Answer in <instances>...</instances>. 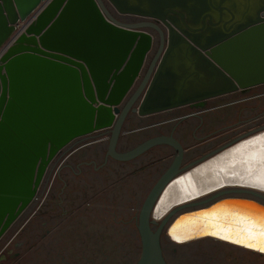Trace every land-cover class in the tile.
<instances>
[{"label": "water", "instance_id": "95a60500", "mask_svg": "<svg viewBox=\"0 0 264 264\" xmlns=\"http://www.w3.org/2000/svg\"><path fill=\"white\" fill-rule=\"evenodd\" d=\"M107 4L157 22H124ZM262 84L264 0H0V238L35 199L54 157L76 140L106 131L109 153L118 160L158 142L177 149L139 211L142 253L136 264H167L163 227L176 243L210 237L264 255L205 234L210 220L235 228L236 214L264 218V191L249 186L200 192L172 205L159 227H151L166 189L225 149L173 179L184 151L174 136L116 150L130 112L148 116L185 105L203 110L212 98ZM181 226L187 239L171 238Z\"/></svg>", "mask_w": 264, "mask_h": 264}, {"label": "rangeland", "instance_id": "374dc122", "mask_svg": "<svg viewBox=\"0 0 264 264\" xmlns=\"http://www.w3.org/2000/svg\"><path fill=\"white\" fill-rule=\"evenodd\" d=\"M107 6L120 19L122 15L111 5ZM259 93H264V84L252 87L246 94L229 93L208 101L210 107L218 105L211 111L217 125L213 128L216 131L211 138L203 142L201 139L193 140L198 143L196 146L199 147L200 156H204L202 159L227 148L244 133L243 130L236 131L230 126L235 117L232 116V105L229 102L246 95L257 96ZM258 104H262L259 110H263L264 100L262 102L259 97L239 101L235 108L238 113L242 111L243 119H246L256 112H246L248 109L244 107ZM182 110L184 111L180 108L171 113L142 117L131 128L148 124L154 118L177 115ZM255 122L248 121L242 127L247 130ZM128 131V128L122 131L126 141L124 146L135 145L145 135L144 131L127 133ZM99 133H94L91 138L100 137ZM169 163L170 161L153 157L148 152L136 158L112 163L100 171L92 166L87 167V192L77 189V194L81 198L85 196L86 202H79L76 213L62 221L50 253H39L40 247L35 246L32 250L23 252L19 261L7 260L5 264H136L142 253L138 229L139 211L158 175ZM244 195L255 197L253 194ZM162 219L151 224L153 230L159 227ZM160 244L167 264H264L263 254L209 237L176 243L169 238L164 227L160 233Z\"/></svg>", "mask_w": 264, "mask_h": 264}, {"label": "flooded vegetation", "instance_id": "af4514ba", "mask_svg": "<svg viewBox=\"0 0 264 264\" xmlns=\"http://www.w3.org/2000/svg\"><path fill=\"white\" fill-rule=\"evenodd\" d=\"M120 15H122L120 16V20L129 23L157 22L135 15ZM150 31L158 37L157 32L153 28H150ZM248 91L249 89L244 92H237L246 94ZM253 97H259L263 102L264 93H259L257 96L246 95L243 98H236L229 102L232 105V116L235 117L230 126L235 128L236 131L243 130L244 132L234 140V143L264 130V109L259 110L262 104L244 107L248 109L246 112H256L255 115H251L246 119H243L242 111L238 113L237 108H235L239 101L248 100ZM208 103L203 110L185 105L164 111L171 113L175 109H184V111L182 110L177 115L162 117L160 119L154 118L150 123L136 128H131V126L136 125L139 118L136 117L135 112H130L122 131L128 128L129 131L127 133L144 131L143 134L145 135L141 136L135 145L124 146L126 145V141L123 137L124 133L121 132L116 144V150H129L143 141L159 135L174 136L180 142L184 151L179 171L171 178L173 179L204 160V158L202 159L204 156H200L199 154V147L196 146L198 143H195L193 140L201 139L203 142L211 138L212 134L216 131L213 128L217 123L215 115L211 111L214 107L217 108L218 105L210 107ZM251 120H255V124L248 127L247 130L243 129L242 126ZM99 134H101L99 135L100 137L76 140L54 157L46 170L35 199L0 238L1 264H5L7 260L9 262L12 260L19 261V257L22 256L23 252L26 253L35 246L37 248L40 247L39 253L46 251L45 255L49 254L50 247L56 239V231L59 229L62 221L70 217L71 214L74 215L76 213L75 211L78 209L77 205L79 202H86L85 196L81 198L77 194V189L87 192L88 171L86 168L92 166L95 170L100 171L112 163L121 161L109 153L110 132L103 131V133L100 132ZM203 148L204 146H202V150ZM148 152H151L153 157H162L170 161L169 165L164 167L162 173L158 175V180L173 162L177 149L172 144L158 142L138 156ZM80 157L84 158L76 166H73L72 161Z\"/></svg>", "mask_w": 264, "mask_h": 264}, {"label": "bare ground", "instance_id": "6f19581e", "mask_svg": "<svg viewBox=\"0 0 264 264\" xmlns=\"http://www.w3.org/2000/svg\"><path fill=\"white\" fill-rule=\"evenodd\" d=\"M235 164L243 169L247 168V171L237 173ZM262 180H264V132L237 146L225 148L216 156L198 165L186 177L174 182L166 189L153 215L159 220L175 203L225 184L224 188L249 186L264 191V187L261 186ZM215 203L220 202L216 200ZM214 223L211 220L208 222L210 225ZM186 229L185 226H181L179 230L173 228L170 237L179 241L187 239Z\"/></svg>", "mask_w": 264, "mask_h": 264}, {"label": "snow or ice", "instance_id": "6c2138e0", "mask_svg": "<svg viewBox=\"0 0 264 264\" xmlns=\"http://www.w3.org/2000/svg\"><path fill=\"white\" fill-rule=\"evenodd\" d=\"M261 186L264 187V180L261 181ZM234 223L237 225L235 228L232 224L227 226L214 224L212 230L205 234L219 235L221 239L241 243L246 247H256L264 252V218L257 219L248 215L236 214Z\"/></svg>", "mask_w": 264, "mask_h": 264}, {"label": "crops", "instance_id": "0c3cea01", "mask_svg": "<svg viewBox=\"0 0 264 264\" xmlns=\"http://www.w3.org/2000/svg\"><path fill=\"white\" fill-rule=\"evenodd\" d=\"M160 113H163V112H159V113H155V114H151V115H148V117H151V116H153V115H158V114H160ZM136 117L137 118H142V117H147V116H138L137 114H136ZM157 119H160V118H157ZM84 157H80V158H76V159H74L73 161H72V164H73V166H76L82 159H83Z\"/></svg>", "mask_w": 264, "mask_h": 264}, {"label": "built area", "instance_id": "2783aa9c", "mask_svg": "<svg viewBox=\"0 0 264 264\" xmlns=\"http://www.w3.org/2000/svg\"><path fill=\"white\" fill-rule=\"evenodd\" d=\"M124 15V14H123Z\"/></svg>", "mask_w": 264, "mask_h": 264}]
</instances>
